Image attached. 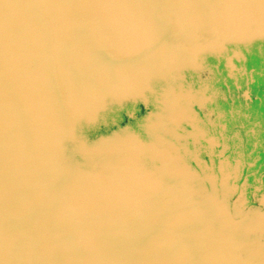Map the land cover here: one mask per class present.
Here are the masks:
<instances>
[{
	"label": "water",
	"instance_id": "obj_1",
	"mask_svg": "<svg viewBox=\"0 0 264 264\" xmlns=\"http://www.w3.org/2000/svg\"><path fill=\"white\" fill-rule=\"evenodd\" d=\"M254 51L264 0H0V264H264Z\"/></svg>",
	"mask_w": 264,
	"mask_h": 264
},
{
	"label": "rangeland",
	"instance_id": "obj_2",
	"mask_svg": "<svg viewBox=\"0 0 264 264\" xmlns=\"http://www.w3.org/2000/svg\"><path fill=\"white\" fill-rule=\"evenodd\" d=\"M200 70H204V69L201 68ZM206 77L208 78L207 84L203 86V88L201 89V91L199 92L198 97H197V100L200 101L201 103H207V102H209V100H212V97H214V98L217 97V94L214 92L212 93L211 98L207 97V93L211 90V87L208 86V83L211 80V76L208 74ZM189 97H190V95L184 96L182 98V100L187 99ZM190 113L191 112L187 109H181V114H184L187 117ZM213 116H214L213 113H209L207 116L208 123H206L204 125H202L200 122L195 121V123H194V125H195L194 138H195V140L205 139L206 134H208L212 131L219 133L223 137L224 133L222 131H220V129H219V126H221V125H220V123L213 122V120H212ZM222 118H223L222 115H220V114L216 115L217 121H221ZM212 142L215 143V141H212ZM175 161H177V158H175ZM178 176L187 182L188 181L190 182L193 180L192 177L190 175H188L187 172H181L178 174ZM206 201H207L206 203H208L212 207V210L210 211V213L213 216H220L223 214V208L218 205V201H217V198L215 195L209 196ZM246 224L249 225L250 227L252 226L250 221H248ZM250 227L246 228V226L244 225L241 227V229L245 230V232L246 231L249 232L251 230Z\"/></svg>",
	"mask_w": 264,
	"mask_h": 264
},
{
	"label": "flooded vegetation",
	"instance_id": "obj_3",
	"mask_svg": "<svg viewBox=\"0 0 264 264\" xmlns=\"http://www.w3.org/2000/svg\"><path fill=\"white\" fill-rule=\"evenodd\" d=\"M249 64L256 66L263 70L264 72V57L260 56L256 51H254L249 60ZM264 86V74L256 77V83L252 86V93L254 96H259L260 102L254 100L252 104V112L254 114L260 113L264 117V92H262V87ZM258 89V90H256ZM264 161V155H262Z\"/></svg>",
	"mask_w": 264,
	"mask_h": 264
},
{
	"label": "trees",
	"instance_id": "obj_4",
	"mask_svg": "<svg viewBox=\"0 0 264 264\" xmlns=\"http://www.w3.org/2000/svg\"><path fill=\"white\" fill-rule=\"evenodd\" d=\"M261 90H262V92H264V86L262 87V89H261Z\"/></svg>",
	"mask_w": 264,
	"mask_h": 264
}]
</instances>
